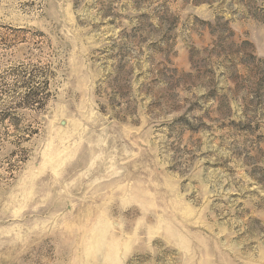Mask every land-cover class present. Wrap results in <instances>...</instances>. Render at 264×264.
I'll use <instances>...</instances> for the list:
<instances>
[{
    "label": "rangeland",
    "instance_id": "obj_1",
    "mask_svg": "<svg viewBox=\"0 0 264 264\" xmlns=\"http://www.w3.org/2000/svg\"><path fill=\"white\" fill-rule=\"evenodd\" d=\"M191 1L0 0V264H264V0Z\"/></svg>",
    "mask_w": 264,
    "mask_h": 264
},
{
    "label": "trees",
    "instance_id": "obj_2",
    "mask_svg": "<svg viewBox=\"0 0 264 264\" xmlns=\"http://www.w3.org/2000/svg\"><path fill=\"white\" fill-rule=\"evenodd\" d=\"M217 0H193L191 1L192 5H201V4H207L209 7H211ZM239 1V0H237ZM222 19L215 17L214 22L210 23V22H205L203 20H199L197 19L198 22L202 23L203 25H205L208 28V32L210 35H213L215 32L213 30V26H215V28L217 27L219 29V31L221 30V32L223 34H227V37H225V40H227L228 38H233L234 37V32L229 28V23L228 21L226 22H221ZM234 45V44H232ZM242 45H247V42L242 43ZM227 59H229V61L233 64L235 62V64L237 63H241L244 64L246 66V70H247V74H252L254 77H257V83L255 84L256 86V93H259L261 90H264V62L262 61H258L257 64L259 65H254V63L256 62V57L254 56L253 51L249 52V53H243L241 52L240 49H236L233 52H227ZM240 57V58H239ZM254 67V68H253ZM254 72H256L254 74ZM205 74H210L209 72H206ZM251 79V78H249Z\"/></svg>",
    "mask_w": 264,
    "mask_h": 264
}]
</instances>
